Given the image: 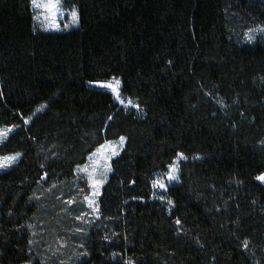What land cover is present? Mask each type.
I'll return each instance as SVG.
<instances>
[{"label": "trees", "instance_id": "1", "mask_svg": "<svg viewBox=\"0 0 264 264\" xmlns=\"http://www.w3.org/2000/svg\"><path fill=\"white\" fill-rule=\"evenodd\" d=\"M65 3L79 27L46 32L0 0V156H22L0 173V264H264V0ZM113 77L138 110L92 86ZM121 136L81 228L77 169Z\"/></svg>", "mask_w": 264, "mask_h": 264}, {"label": "snow or ice", "instance_id": "2", "mask_svg": "<svg viewBox=\"0 0 264 264\" xmlns=\"http://www.w3.org/2000/svg\"><path fill=\"white\" fill-rule=\"evenodd\" d=\"M31 6L36 9V15L34 19L40 21V23L44 26V30L48 31L52 30H61L60 21L64 19L65 15H67L68 19L63 24V29H68L72 26L79 25V12L75 6H70V11H67L64 7L63 0H31ZM262 31L264 32V28L261 29H249L248 33H246V39L248 42H252L255 37L252 35L254 31ZM96 86L110 90L114 95L115 99L119 101L121 104L124 103L123 99L121 98L120 86L121 82L119 79L113 77L110 81L105 82H95ZM128 104L132 107H139L136 104H133L131 100L128 101ZM43 107V106H42ZM41 109H37L40 111ZM30 119V118H29ZM29 119H25L24 123H28ZM111 119V117H109ZM14 128H0V141H3L8 137V134L12 132ZM125 142V137L121 136L119 141L114 143L112 141H106L105 144L100 145V147L93 152L89 156V161L91 164H85L83 168L78 167V171L84 172L88 178L90 183V187L92 188V196L93 198L90 199L89 196H85L84 199L87 201L89 207H93L94 204V197L99 192V187L107 179V173L110 172L112 169L109 166L108 161L112 156L119 155V146H122ZM20 154L15 153L12 155H5L0 156V169H7L11 167L19 158ZM178 159H186L182 153L178 154ZM43 167V166H42ZM91 169V170H89ZM178 167L175 163L169 165V171L164 173V176L167 178L169 182L176 181L179 179L178 177ZM258 180L264 181V175L257 177ZM152 187L158 188L161 190L166 191L168 185L164 182V179L161 177H157L152 181ZM159 199L162 201L165 199L164 196H160ZM168 204H172L171 200L167 201ZM97 210V209H94ZM176 224H180V221L177 220ZM248 241L245 240L243 242V246L245 248L248 247ZM83 255H87V253H83ZM131 264V262H129Z\"/></svg>", "mask_w": 264, "mask_h": 264}, {"label": "rangeland", "instance_id": "3", "mask_svg": "<svg viewBox=\"0 0 264 264\" xmlns=\"http://www.w3.org/2000/svg\"><path fill=\"white\" fill-rule=\"evenodd\" d=\"M65 1H66V0H63V2H64V7H65V9H66L67 11H70V10H71V9H70V6H67L66 3H65ZM33 9H34V8H33ZM36 11H37V10L34 9V16L36 15ZM67 19H68V17H67V15H65L64 19L60 21V24H61V30H52V29H50V30H48V31H46V32H51V31H52V32H55V31L65 32V31H69V30H71V29H77V28L79 27V25H78V26H72V27L68 28L69 30H68V29H63V24L67 21ZM34 25H35L36 29H38L39 31H45V30H44V26H45V25H42V24L40 23V21H37V20L34 19ZM260 29H261V28H260ZM64 30H65V31H64ZM262 33H263L262 31H258V30H257V31H254V32L252 33V35H254V37H255V39H256V37H257L258 35L262 34ZM255 39H254V40H255ZM254 40H253V41H254ZM253 41H252V42H253ZM111 80H112V79H111ZM109 81H110V80H109ZM92 86L95 87V88H100V87L96 86V83H95V84H92ZM101 89H103V88H101ZM104 90H106V89H104ZM107 91L111 92L110 90H107ZM120 92H121V86H120ZM111 93H112V92H111ZM121 98H122L123 101H124L123 104H121L119 101H117V102H118V105H119L120 107H122V108H124V109H127V110H128V109H135V110H138L137 107H132L131 105H129V104H128V101H129V100L123 98L122 95H121ZM133 104H134V103H133ZM12 128H14V127H12ZM15 131H16V130H15V128H14V130L8 134V137H7L6 139H4L3 141H0V146H1L2 144H4V143L7 141V139L9 138V136L12 135ZM118 141H119V140H118ZM118 141H115L114 143H116V142H118ZM104 144H105V143H104ZM124 146H125V142H124V144H123L122 146H119V155L121 154V152H122ZM119 155H118V156H119ZM118 156H112V157L110 158V160L108 161L109 166L111 167V169H112V161H113V159L117 158ZM21 157H22V156L20 155L19 158L17 159V161H16L12 166H14L15 164H17V163L21 160ZM183 160H185V159H178V162H181V161H183ZM178 162L176 163V161H174V163L177 165V167H178V169H179ZM86 164H89V165L91 164V162L89 161V158H88ZM12 166H11V167H12ZM11 167H9V168H7V169H0V173L9 170ZM79 168H80V167H79ZM81 168H83V167H81ZM89 170H91V169H89ZM77 171H78V169H77ZM77 171H76V172H77ZM167 171H169V168L167 169ZM167 171H166V172H167ZM166 172H165V173H166ZM111 173H112V170H111L110 172L107 173V179H106L105 182L102 184V186L99 187V192H98V194L95 195V197H94V204H93V207H89V206H88V203H87V201H85V199L82 200V203L84 204V205H83V208H82V215L79 216V218L77 219V220H80V221H79L80 223L78 224V226H80L81 228H82V227H86V224H91V223L93 222V220H96V218H97V214H98V210H99V207H98L99 197H100V194H101L102 188H103L104 184L107 182V180H108V178L110 177ZM177 174H178V177H179V171H178ZM78 176L80 177V179H85V180H86V195H85V196H89V198L92 199V198H93V196H92V188L90 187V183H89V181H88V178H87L86 174H85L84 172L78 171ZM157 177H161V178H163V179H164V182L168 185V187H170V186H172V185H175V184H177V183L179 182V179L176 180V181H171V182H169V181L167 180V178L164 176V173L156 174V175H155V179H156ZM168 187H167V188H168ZM163 192H165V191H164V190H161V189H158V188H154V194H155V196H158L159 194H161V193H163ZM85 196H84V197H85ZM74 204H76L75 201H74L73 204H71V205H74ZM94 209H97V210H94ZM77 220H76V221H77ZM58 247H59V249H60V248H61V249H64V248L66 247V243H65V242H61V243L58 244Z\"/></svg>", "mask_w": 264, "mask_h": 264}]
</instances>
